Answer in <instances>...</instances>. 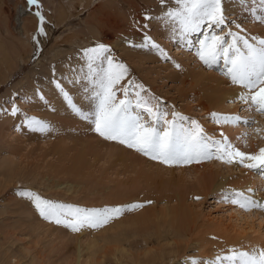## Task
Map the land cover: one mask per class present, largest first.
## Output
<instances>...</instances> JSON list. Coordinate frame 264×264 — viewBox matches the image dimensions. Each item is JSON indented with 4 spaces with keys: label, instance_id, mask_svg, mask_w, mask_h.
<instances>
[{
    "label": "rangeland",
    "instance_id": "1",
    "mask_svg": "<svg viewBox=\"0 0 264 264\" xmlns=\"http://www.w3.org/2000/svg\"><path fill=\"white\" fill-rule=\"evenodd\" d=\"M86 1L39 0L40 10L47 21L45 31L48 38L45 44L39 43L40 51L37 52V44L33 41L38 26L35 7L30 10L27 0H0V81L6 80L0 85V264H160V258L163 264H168L169 260V264H189L193 258L203 264L226 253L229 248L246 251L264 248V210L244 211L230 203L218 202L222 191L235 189L247 193L249 188L254 190V199L264 202V176L257 171L215 159L187 165H165L116 141L103 139L92 131L90 123L73 115L66 105L68 114L62 116L61 121L65 123L59 129L43 135L32 132V135L28 134L33 137L31 139L24 136L25 133L23 135L22 132L29 130L23 124L25 114L30 113L28 104L40 89L29 92L30 84L34 81L43 83L42 90L46 85L55 88L52 82L60 78L59 75L54 78L53 67L57 73L62 70L61 66L69 68L73 65L71 60L77 63L75 66L79 62L76 67H81L82 56L77 52L102 42L110 46L116 61L128 66L129 79L144 84L151 94L162 99L166 107L174 106L180 113L198 120L205 131L216 138H220L219 133L223 131L241 151L256 153L264 147V114L249 111L236 100L235 97L244 90L231 85L222 75V62L212 69L206 68L195 55V47L189 50L178 39H172L171 25L160 30L157 24L161 22L158 19V10L162 7L159 0H104L94 8H81L80 3ZM252 1L257 7L256 14L264 15L260 0H245L243 3L228 0L227 8L232 5L234 9L227 11L230 19L245 29L243 35L264 38V22L252 19ZM239 6L248 7L249 11ZM19 7L23 8V15H27L23 30ZM167 7H175L174 0H168ZM145 15L153 19L145 21ZM99 19L101 24H98ZM111 20L116 23L115 29L108 28ZM145 23L147 28H142ZM101 27L103 30L99 29ZM25 31L30 32L27 33L28 39ZM101 31L113 35V43L107 42L106 37L105 41ZM145 32L167 51L170 60L162 59L150 48L131 46L141 44ZM174 63L180 64V68L177 69ZM13 100L21 108V113L16 116L10 114ZM199 103L203 105L200 107ZM231 111L255 123L246 125L242 119L239 124L218 126L209 118L212 112L229 114ZM109 143L117 144L115 152L118 154L120 149L123 150L125 157L129 156L139 166L137 172L128 166L129 161L124 166L115 161V156L111 157ZM9 147L15 150L10 151ZM90 147L94 149L87 151ZM77 157L82 159L80 163L75 161ZM212 165L220 168V174H224L230 184L224 183L217 190L214 187L203 196L197 191V179L198 176L211 178L209 168ZM74 166L77 170L72 172ZM6 168H12L14 176L10 174L11 178H8ZM169 169L172 175H164L163 172ZM181 171L186 174L183 179L178 175ZM194 171H197V178L193 177ZM24 189L46 199L86 208L114 207L110 201L126 193L135 197L131 204L141 203L144 207L128 211L123 214L125 218H115L101 228L73 232L42 219L28 199L16 194ZM148 197L153 198V203H147ZM162 197H167L168 204ZM179 206L183 211L180 212ZM234 209L244 214L243 219L233 215ZM144 213L149 217L144 232L121 225L117 229L111 228L121 221H124L123 226H128L129 221L136 223L138 219L133 216ZM176 228L181 233L177 238ZM148 236L153 243L146 248L143 240ZM109 237L119 241L116 246L124 249L123 253L115 252L116 256H113L108 252L100 256L103 241L108 244ZM112 246L113 243L107 247ZM91 252H95V258Z\"/></svg>",
    "mask_w": 264,
    "mask_h": 264
},
{
    "label": "snow or ice",
    "instance_id": "2",
    "mask_svg": "<svg viewBox=\"0 0 264 264\" xmlns=\"http://www.w3.org/2000/svg\"><path fill=\"white\" fill-rule=\"evenodd\" d=\"M159 2L166 9L162 19L166 25H171L172 39H178L189 50L195 47V55L206 68L212 69L222 62V75L231 85L244 90L236 100L249 111L264 114V38L242 34L245 29L229 17L228 0H174L175 7L172 8L167 7L168 0ZM27 4L30 10L33 6L36 9L34 14L38 18V26L33 41L39 52V37H46L47 21L40 10L39 0H27ZM260 4L264 6V0H260ZM251 11L252 19L264 22V15H257L256 9ZM144 19L151 21L153 17L145 15ZM141 27L147 28V23ZM194 36L200 38L194 40ZM131 46L150 48L158 52L162 59H171L167 51L146 32L141 44ZM111 52L110 46L96 43L81 50L83 67L69 66L65 79L69 84L83 85L90 110H85L74 101L62 79H54V86L67 108L79 119L90 123L92 131L105 140L116 141L168 166L215 159L264 176V147L256 153L244 152L235 147L223 131L219 133L220 138L208 134L198 120L180 113L174 106L166 107L162 99L151 94L144 84L129 79L130 69L116 61ZM174 66L180 68L178 63ZM52 72L55 77V67ZM37 94L41 101L47 103L42 93L38 91ZM19 113L21 108L13 100L10 114L16 116ZM209 118L218 126L239 124L243 119L239 115L218 112L210 113ZM243 123L248 125L255 121L243 119ZM23 124L41 134L54 131L48 121L35 116L25 114ZM253 193L251 188L247 189V193L229 189L222 191L218 202L230 203L244 211L264 210V202L254 199ZM16 194L28 199L42 219L73 232L101 228L125 211L144 207V204L133 203L86 208L46 199L27 189L18 190ZM189 264L201 262L193 258ZM203 264H264V248L250 251L229 248L226 253Z\"/></svg>",
    "mask_w": 264,
    "mask_h": 264
},
{
    "label": "bare ground",
    "instance_id": "3",
    "mask_svg": "<svg viewBox=\"0 0 264 264\" xmlns=\"http://www.w3.org/2000/svg\"><path fill=\"white\" fill-rule=\"evenodd\" d=\"M104 0H98L97 1V3H96V0H87L86 2H82V3H80V6H81V8L83 7H87V8H94V7H96L99 3H101V2H103ZM255 2V1H254ZM253 1H252V3H251V5H252V7H251V9H253V8H255L253 5V3H254ZM83 3H85V4H83ZM24 4V3H23ZM260 4V3H259ZM79 6V7H80ZM229 6V5H228ZM239 7H241V6H239ZM24 8H25V6H24ZM78 8V7H77ZM169 8V7H168ZM242 9L244 8V9H246V10H248L249 11V9H248V7H241ZM257 8V7H256ZM255 8V9H256ZM19 16H21V26H22V30H23V23L25 22V21H23V20H25L24 18L27 16V15H23V12H22V10L21 9H23L22 7H19ZM227 9H230V10H233L234 9V7L231 5L230 7H228ZM26 10V9H25ZM25 10H23V11H25ZM81 10V9H80ZM80 10H79V12H80ZM166 9L165 8H160L158 11V15H159V17H158V19L161 21L160 23H157L158 24V26L159 27H161L160 28V30L161 29H163V28H165V27H168L169 25H166L165 24V22L163 21V19H162V15H163V12L165 11ZM229 10V11H230ZM239 10H240V8H239ZM27 12V11H26ZM234 12H236V11H234ZM239 12V11H238ZM237 12V13H238ZM27 14V13H26ZM97 19V18H96ZM101 22H102V20L101 19H99L98 20V24L100 23L101 24ZM110 23L108 24V28L110 29L111 27H113L114 29L117 27L116 26V23L113 21L112 22V20L111 21H109ZM33 23V22H32ZM98 27H99V25H97ZM106 26V25H105ZM104 26V27H105ZM157 26V27H158ZM102 28V29H101ZM101 28H99L100 30H103V27H101ZM112 28V29H113ZM108 29V30H109ZM167 30V29H166ZM25 33L27 34V33H30L29 31H25ZM32 33V32H31ZM48 33V32H47ZM101 33L103 34L104 33V40H105V37H106V39L108 40L107 42H111V43H113V35H110L109 33H107L106 31H101ZM26 34H25V36H26ZM28 35V34H27ZM28 37H29V35L28 36H26V38L28 39ZM48 38V36H46V37H39V41H41V42H39L40 44L41 43H43V44H45V41H46V39ZM26 39V40H27ZM196 39H199V37H197ZM30 40V39H29ZM28 41V40H27ZM106 41V40H105ZM80 51V50H79ZM78 54L77 55H81V51L80 52H77ZM76 55V54H75ZM74 56V55H73ZM72 56V57H73ZM74 57H76V56H74ZM73 57V58H74ZM77 58V57H76ZM75 58V59H76ZM74 59V60H75ZM77 61V60H76ZM71 62H73V65H70V66H74V67H76V66H78V65H80L79 64V62H78V65H74V64H77V63H74V61H72L71 60ZM80 62H81V67H83V60H80ZM71 64V63H70ZM81 67H79V68H81ZM76 68H78V67H76ZM61 69L62 70H60L59 72H57L56 73V76L54 77V78H56V77H58V75H59V78L60 79H62L63 80V82H64V84H65V88L70 92V94L73 96V98H74V101L77 103V104H79L81 107H83L85 110H87V108H89V101H88V99H87V97H86V94H85V92L83 91V85H80V84H69V83H67V79H65L67 76H68V74H67V72L66 71H68L69 70V68H67V67H62L61 66ZM10 76V75H9ZM8 76V77H9ZM7 78V77H6ZM50 78V77H49ZM48 79V78H47ZM51 80H52V78H50ZM6 80H2V81H0V85L3 83V82H5ZM33 81V80H32ZM40 81V80H39ZM147 81V80H146ZM35 82V81H34ZM34 82H32L31 83V81L28 83V84H30V86L28 87V90H29V92H34V91H36L38 88H40L38 91H39V93H42L45 97H46V100H47V103H45V102H43V101H41L40 99H39V95L37 94H35V99L33 100V101H31V103L30 104H28V107H27V109L30 111V113L28 112V116H35V117H37V118H40V119H43V120H46V121H48L51 125H52V127H53V129H54V131L55 130H57V129H59L60 128V126L62 125V124H64L61 120V118H62V116L63 115H65L64 117H66L67 116V114H68V110L67 109H65V102L63 101V99H62V97H61V95L58 93V91H56V89L55 88H53L52 89V87H50V86H45L44 87V90H42V88H43V83L42 84H39V83H34ZM48 82H49V80H48ZM148 82V81H147ZM39 84V85H38ZM52 84H54V81L52 82ZM54 86V85H53ZM193 90V89H192ZM37 91V92H38ZM194 91V90H193ZM194 92H196V91H194ZM196 94H197V92H196ZM196 94H194V95H196ZM199 94V93H198ZM28 96H30V95H28ZM198 96V95H197ZM196 97V96H195ZM200 97V96H199ZM198 97V98H199ZM31 98V97H30ZM197 98V97H196ZM236 98V97H235ZM200 104V103H199ZM230 104H231V102H230ZM198 105V104H197ZM203 104H200V107L202 106ZM234 105H230V107H233ZM215 107H218V105L216 104L215 105ZM203 109H206V107H202ZM52 109H55L54 111L52 110ZM228 109H229V107H227V110H226V112H228ZM206 110H208V109H206ZM70 113V112H69ZM229 114H232V115H234L233 114V112L231 111V112H229ZM69 117H70V115H69ZM64 119V118H63ZM64 120H66V118L64 119ZM68 120V119H67ZM66 120V121H67ZM71 121H73L74 119H70ZM239 129H240V127H239ZM238 129V130H239ZM27 132V133H26ZM33 132V133H32ZM23 133V135H24V133L26 134V135H24V136H26L28 139H31V138H33V137H29L30 135H28V134H35V132L34 131H30V130H27V131H25V132H22ZM37 133H39V132H37ZM31 134V135H32ZM41 134V133H40ZM28 135V136H27ZM43 135V134H42ZM40 136V135H39ZM48 136H49V134H48ZM44 137V136H43ZM59 142V141H58ZM91 145H93L92 143H91ZM110 147H111V157H114L115 156V161H119V162H121L124 166H126V163H128V161L130 162V163H128L129 165V167L132 169V171L134 172V171H136L137 172V170H136V167L138 168L139 166L138 165H136L133 161H131L130 159H129V156H127V157H125V153H124V151L123 150H119L118 151V154H117V152H115L116 151V148H117V144H115V143H109L108 144ZM93 147H90V148H88L87 149V151L88 150H93L92 149ZM9 149H10V151H14L15 149L13 148V147H9ZM57 149V148H56ZM96 151H98V149L96 150ZM90 153H91V151H89ZM82 153V152H81ZM94 153V152H93ZM87 154V153H86ZM94 155V154H93ZM93 157V156H92ZM136 159V158H135ZM80 160H82V159H80V157H77L76 159H75V161L77 162V163H80ZM138 162L140 163L141 162V160L140 159H138ZM12 165V164H11ZM195 166V165H194ZM198 166H196V167H193V168H197ZM180 168V167H179ZM192 168V167H191ZM180 169H182V168H180ZM189 169H190V167H189ZM210 170H209V173L211 174V178L210 177H208V176H198L199 178L197 179V181H198V185H197V191L199 192V193H202L203 194V196L206 194V193H209L208 191H210V190H213V189H215V190H217V189H219V187L221 188V187H223V185H224V183H225V185H227V184H230L229 183V181L228 180H226V176H223L222 174H220V168L218 169V167L217 166H215V165H212V167H210L209 168ZM74 170H77V167L76 166H74L73 167V170L71 169V171L72 172H74ZM184 170V169H183ZM79 171H80V169H79ZM129 171V170H128ZM77 172V171H76ZM115 172L117 173L118 172V170L116 171L115 170ZM114 172V173H115ZM170 172V169L167 171V170H165V172H163L164 173V175L165 174H167V175H172L171 173H169ZM5 173L8 175V178H11V176L9 177V175L11 174V175H13L14 176V173H13V170H12V168H6V170H5ZM161 173V172H160ZM196 173H197V171H194L193 172V177L194 178H197V175H196ZM76 174V173H75ZM78 174V173H77ZM121 174V173H120ZM227 174V173H226ZM119 175V174H118ZM124 175H127V174H125L124 173ZM179 175V177H184V176H186V174H183V171H181V173L180 174H178ZM177 175V176H178ZM156 176V175H155ZM158 176H159V174H158ZM7 177V176H6ZM157 177V176H156ZM160 179H162V178H160ZM168 179V178H167ZM183 179V178H182ZM258 179V178H257ZM256 179V180H257ZM10 181L12 180V179H9ZM164 180H166V179H164ZM181 180V179H180ZM249 180V179H248ZM259 180V179H258ZM127 181V180H126ZM113 182V181H112ZM162 182V181H161ZM171 182V181H170ZM170 182L168 183V184H170ZM183 182V181H182ZM192 182H193V180H192ZM257 182V181H256ZM261 182V181H260ZM123 183V182H122ZM159 183H160V181H159ZM164 183V182H163ZM167 183V182H166ZM186 183V182H185ZM227 183V184H226ZM235 183V182H234ZM233 183V184H234ZM161 184V183H160ZM120 185V184H119ZM177 185V184H176ZM182 185V184H181ZM180 185V186H181ZM184 185V184H183ZM167 186V185H166ZM166 186H165V188H166ZM215 187V188H214ZM181 189H182V186H181ZM176 190H177V188H176ZM188 190V189H187ZM195 191V190H194ZM68 192V191H67ZM168 192V191H167ZM171 192H173V191H171ZM164 193V192H163ZM181 193V192H180ZM159 194H160V192H159ZM174 194H176V193H174ZM115 195H117V193H115ZM114 195V196H115ZM114 196H112L113 198H114ZM120 196V195H119ZM118 197V196H117ZM147 197V196H146ZM150 197V196H149ZM147 198L146 200L147 201H150L151 200V202L153 203V198ZM161 197V196H160ZM163 199H164V197H162ZM161 198V199H162ZM167 198V197H166ZM164 199V203H166V204H168L167 203V200L168 199ZM179 198V197H178ZM115 199V198H114ZM111 200L110 201V204H114L115 206H121L122 204H125V205H129V204H131L132 203V201H134V199H135V197L134 196H129V195H127L126 193H124V194H122V196H121V198H118V199H115V200ZM160 199V198H159ZM182 199V198H181ZM145 200V201H146ZM179 200V199H178ZM178 200H177V202H178ZM155 201H158L157 199H155ZM180 201V200H179ZM159 202V201H158ZM169 202V201H168ZM156 203V202H155ZM184 202H182V204H183ZM184 205V204H183ZM181 206V205H180ZM177 207L178 209L179 208H181V207ZM183 207V206H182ZM185 207V206H184ZM169 208V207H168ZM182 209V208H181ZM27 210V209H26ZM180 210V209H179ZM178 210V211H179ZM153 210H151V212H152ZM155 211V210H154ZM181 211H183V210H180V212ZM29 212V211H28ZM128 211H125L123 214H125V213H127ZM166 212V211H165ZM186 212V211H185ZM27 213V212H26ZM148 213V212H147ZM156 213V212H155ZM232 213H233V215H236L237 217H240V218H242L243 219V216L242 215H244V214H242L241 215V213H239V210L237 209H234V210H232ZM244 213V212H243ZM29 214H31V212H29ZM120 215V216H122L123 218H125V216L124 215ZM247 214H249V213H247ZM32 215V214H31ZM164 215V214H163ZM162 215V216H163ZM172 215V214H171ZM184 215V214H183ZM28 216V215H27ZM120 216H119V218H120ZM179 216V215H178ZM181 216V215H180ZM179 216V217H180ZM186 216V215H185ZM187 216H189V215H187ZM186 216V217H187ZM230 216H231V214H230ZM155 217V216H154ZM177 217V216H176ZM244 217H246V216H244ZM133 218H136V219H138V221L136 222V223H133V222H131V221H129L128 222V226H123V224H124V221H121L120 222V224H117V225H115V226H112L111 228L113 229H117L118 227H119V225H121L123 228H129V229H132V227H135L136 229H137V231L138 232H144L143 231V229H145V228H147L148 226H144V224H147V222L149 221L148 219H149V217H148V215L147 214H137V215H135V216H133ZM172 218V217H171ZM249 218H251V217H249ZM260 218V217H259ZM262 218V217H261ZM260 218V219H261ZM263 218H264V216H263ZM246 219V218H245ZM125 220V219H124ZM153 220V219H152ZM173 220H174V217H173ZM184 220V219H183ZM125 221H128V220H125ZM188 221V220H187ZM260 221H262V220H260ZM251 222V221H250ZM260 223V222H259ZM236 225H238V224H236ZM142 226H144V228H142ZM238 226H240V228L242 229V227H241V225H238ZM170 227V225L168 226V228ZM177 227V226H176ZM172 228H174V227H172ZM179 228V227H178ZM177 229V228H176ZM175 229V238H177V237H180V234L181 233H178L177 231L179 230V229H177L176 230ZM146 230V229H145ZM173 230V229H172ZM250 230V229H249ZM125 230H121L120 232H124ZM172 232V231H171ZM263 236V235H262ZM146 238V237H145ZM150 237L148 236L146 239H144L143 240V242H144V245H145V247L146 248H148V247H150L151 246V244L153 243V241H151V239H149ZM119 241L117 240V239H114V238H112V237H109L108 238V244L105 242V241H103V251L101 252V254L102 255H100V256H104V255H106L108 252H111V253H113L112 255L113 256H116L115 255V252H124V249H119V247H117L116 246V243H118ZM111 243H113V246H112V248H110V247H107L109 244H111ZM90 246V244H88V247ZM94 245H92L91 247H93ZM124 248V247H123ZM146 252H148V250L146 251ZM1 254V253H0ZM2 255L3 256H5V254L4 253H2ZM90 255L91 256H93V258H95L94 257V255H95V252H91L90 253ZM78 259H80V254L78 253ZM4 258V257H3ZM137 258H139L138 256H137ZM140 260V259H139ZM5 261V260H4ZM171 262V260H169V263ZM168 263V264H169ZM7 264H9V262L7 263ZM160 264H163V259H161L160 258Z\"/></svg>",
    "mask_w": 264,
    "mask_h": 264
}]
</instances>
